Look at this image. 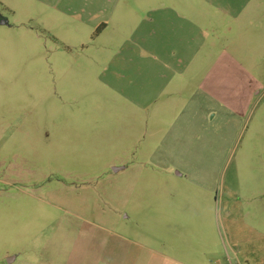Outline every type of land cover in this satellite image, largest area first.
<instances>
[{
    "label": "rangeland",
    "instance_id": "374dc122",
    "mask_svg": "<svg viewBox=\"0 0 264 264\" xmlns=\"http://www.w3.org/2000/svg\"><path fill=\"white\" fill-rule=\"evenodd\" d=\"M145 2L0 0V264H264V0L166 2L203 44L159 124L108 85L140 98L111 67ZM218 52L212 123L183 122Z\"/></svg>",
    "mask_w": 264,
    "mask_h": 264
},
{
    "label": "crops",
    "instance_id": "0c3cea01",
    "mask_svg": "<svg viewBox=\"0 0 264 264\" xmlns=\"http://www.w3.org/2000/svg\"><path fill=\"white\" fill-rule=\"evenodd\" d=\"M167 1L162 0L158 6H146V2L144 5H140V11L142 12L140 29L138 28L140 34L135 36V33L130 37V40L126 42L130 46L127 47L126 53L121 56V61L116 62L111 67L115 72V76L126 75L129 70L128 67H135L132 69L131 74L139 76L141 84L140 98L135 97V94L127 89L131 84L125 86L127 85L128 74L123 79L114 78L108 84L110 89L115 94L122 96L126 102L128 101L130 104L140 107L141 110L144 109L146 122L151 120L157 124L161 123L158 116L159 111L156 112L157 115H153L155 112L152 110L166 108V106L167 108H176L177 103L175 101L179 99L183 91L192 85L191 83L194 84V79L190 75L197 69L191 68V64L203 44L192 36L194 32L201 29L197 22H181L177 3L169 4L166 3ZM150 2L153 4L154 0H150ZM98 24H100L99 30L92 36L94 39L99 37L109 25L108 22H99ZM94 25H97V22ZM136 29L133 31H136ZM216 48L215 43L208 46V51H205L208 59L214 57L212 53L213 49ZM137 49H140L141 52H138ZM217 57L221 61L216 64L215 69H208L203 82H200L199 93L196 94L197 89H194L193 94L191 93L185 100L183 104L185 106L184 111L180 115L183 122L187 123L191 120L201 119L209 125L212 123L215 115L213 114V117L209 115L214 111L211 106L215 103L213 101L214 97L208 91L216 89L214 88L216 85L222 92L223 76L227 77L230 74L227 64L223 62V54L218 52ZM120 63L125 66H119ZM165 91L169 92L163 96ZM191 106L198 109L190 110ZM197 112H199V115ZM174 123L176 122H172V125L165 131H160L171 134L175 127V125L173 126ZM121 168L115 167V170L119 171ZM113 232L114 235H117L115 231ZM110 250L112 259L104 262L114 264L118 261L117 254L121 252V249L114 244ZM13 260H15V257Z\"/></svg>",
    "mask_w": 264,
    "mask_h": 264
},
{
    "label": "flooded vegetation",
    "instance_id": "af4514ba",
    "mask_svg": "<svg viewBox=\"0 0 264 264\" xmlns=\"http://www.w3.org/2000/svg\"><path fill=\"white\" fill-rule=\"evenodd\" d=\"M6 20L0 15V23H5Z\"/></svg>",
    "mask_w": 264,
    "mask_h": 264
},
{
    "label": "water",
    "instance_id": "95a60500",
    "mask_svg": "<svg viewBox=\"0 0 264 264\" xmlns=\"http://www.w3.org/2000/svg\"><path fill=\"white\" fill-rule=\"evenodd\" d=\"M14 259V257H9V262H11Z\"/></svg>",
    "mask_w": 264,
    "mask_h": 264
}]
</instances>
